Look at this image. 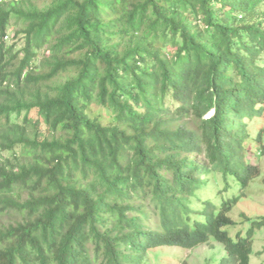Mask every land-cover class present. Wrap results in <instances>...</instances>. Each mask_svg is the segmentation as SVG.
Wrapping results in <instances>:
<instances>
[{
  "label": "trees",
  "instance_id": "16d2710c",
  "mask_svg": "<svg viewBox=\"0 0 264 264\" xmlns=\"http://www.w3.org/2000/svg\"><path fill=\"white\" fill-rule=\"evenodd\" d=\"M262 109L264 0H0V210L22 216L0 264H145L211 239L250 264L240 197L211 186L259 174L236 124Z\"/></svg>",
  "mask_w": 264,
  "mask_h": 264
},
{
  "label": "rangeland",
  "instance_id": "374dc122",
  "mask_svg": "<svg viewBox=\"0 0 264 264\" xmlns=\"http://www.w3.org/2000/svg\"><path fill=\"white\" fill-rule=\"evenodd\" d=\"M10 44H16V50L23 46L20 39L8 40ZM249 124L243 128L241 123L236 124L237 133H248L244 142L247 150V163L257 165L259 174L254 176L246 187H243L241 181L237 178L229 177L228 181L223 180L222 176L213 179L211 191L217 190L216 199L219 204L222 200L229 197L239 196L238 203L234 206L230 215L236 221V224L229 227L233 237L238 232L247 236L252 232V253L250 264L264 263V109L261 113L254 115L248 120ZM240 127V129L238 128ZM239 134V133H238ZM5 156H11L10 152H4ZM228 185V186H227ZM227 186V188H225ZM221 191H220V190ZM220 191V192H218ZM24 193V197H26ZM212 196V195H211ZM22 216L15 210H0V227L14 223L20 220ZM227 257L223 245L211 239L210 242L198 245L194 248H184L180 246H158L150 248L144 255L145 264H224Z\"/></svg>",
  "mask_w": 264,
  "mask_h": 264
}]
</instances>
